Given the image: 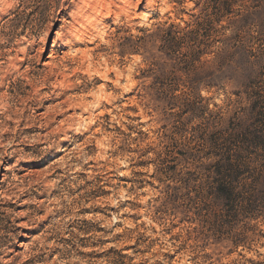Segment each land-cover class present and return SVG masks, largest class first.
Masks as SVG:
<instances>
[{"label":"rangeland","instance_id":"obj_1","mask_svg":"<svg viewBox=\"0 0 264 264\" xmlns=\"http://www.w3.org/2000/svg\"><path fill=\"white\" fill-rule=\"evenodd\" d=\"M263 102L264 0H0V264H264Z\"/></svg>","mask_w":264,"mask_h":264},{"label":"trees","instance_id":"obj_2","mask_svg":"<svg viewBox=\"0 0 264 264\" xmlns=\"http://www.w3.org/2000/svg\"><path fill=\"white\" fill-rule=\"evenodd\" d=\"M261 104L262 103H260L259 101H256L252 109L257 110V108L259 107L258 105H261ZM263 105H264V102H263ZM261 139H263V137L258 135L257 142L260 143ZM217 194L221 199L225 201H232L234 197V190L226 183H221V185L217 187Z\"/></svg>","mask_w":264,"mask_h":264}]
</instances>
